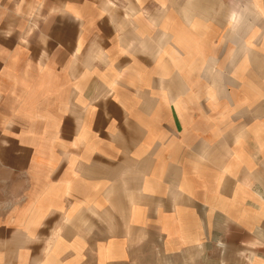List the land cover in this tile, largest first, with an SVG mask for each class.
Here are the masks:
<instances>
[{
  "label": "crops",
  "instance_id": "obj_1",
  "mask_svg": "<svg viewBox=\"0 0 264 264\" xmlns=\"http://www.w3.org/2000/svg\"><path fill=\"white\" fill-rule=\"evenodd\" d=\"M133 1L0 0V264L59 262L62 232L25 245L55 209L100 215L109 258L264 264V33L236 56L248 22Z\"/></svg>",
  "mask_w": 264,
  "mask_h": 264
},
{
  "label": "rangeland",
  "instance_id": "obj_2",
  "mask_svg": "<svg viewBox=\"0 0 264 264\" xmlns=\"http://www.w3.org/2000/svg\"><path fill=\"white\" fill-rule=\"evenodd\" d=\"M129 1L131 2L133 0H102V3L110 2L121 7L123 5H128ZM135 1L139 6L141 5V10L144 11V14L152 13L157 5L156 0H134L133 2ZM257 1L258 3L260 2L261 4H264V0ZM186 2L187 0H173L174 5H183ZM251 3V0H195L192 2L191 6L192 9L197 12L196 14L202 13V11L204 12L207 8V10L210 11L207 13V20H213L212 23L217 25L223 24L230 26L231 22H228L226 19L241 20L244 23L248 22L237 28L239 40H234V43H229V46L231 44L232 49H234V53H236V48L240 51L242 44L245 46H249V44H251L252 41L248 42L247 36H249L253 31L258 34L264 33V29L254 28L253 30H249L246 28L247 25H250V22L251 24H254L255 21L250 19L253 9V5ZM166 5L171 7L169 0H165V7ZM249 10L251 13L248 12ZM221 11L225 14H222ZM182 14V9L179 7L175 12V16L178 18L179 15L182 16ZM220 28H222L223 31V26ZM216 32L221 31L218 30ZM253 37L254 35H252L251 38ZM260 40L264 41V34H262V39ZM237 43H240L241 45L237 46ZM241 53H243V51L237 52L236 56ZM5 192H7V190H5ZM16 195H18L16 198H18L19 201L23 199L19 194ZM3 199L6 202L4 204H0V213L9 214L13 208L15 209L17 207V205L14 207L15 205L12 204L13 201L10 200L11 197L8 194H5ZM87 215L88 214H83V216L82 214L80 216L70 215V219H66L65 213L63 217L62 210L55 209V211L49 215L48 220L43 223L44 225L41 227L37 226L33 229V231L31 230L30 240L25 244L26 247H29L27 258L32 255H38V258H42V249L51 242V238L55 237L50 235L51 232L53 233V231L58 230L62 233L57 237V240L58 242L63 243L62 246H66V250H64L61 259L59 258L60 261L56 262V264H167V261H171L170 259L167 260L168 254H165L164 256L163 253H142L138 251L139 246L128 248L127 250H130V252L124 251L123 253H119L118 251L122 250L121 245L117 246V252L116 254H113V256L116 257L109 258V256H111L108 250L109 238L106 233H103V231L107 229V223L100 219V215H97V218L99 219L95 222L92 220L89 221L86 218ZM118 229H121L119 228V225ZM62 234L64 236H62ZM67 240L69 242L66 244L65 242ZM119 241L124 242V239L119 238ZM31 251L33 253L29 254ZM8 255L12 260L14 253H8ZM183 255L174 254V264H188V262L184 261ZM16 262L17 261L14 260L13 263L9 264H16ZM26 264H28V262ZM216 264H220V262H217Z\"/></svg>",
  "mask_w": 264,
  "mask_h": 264
}]
</instances>
